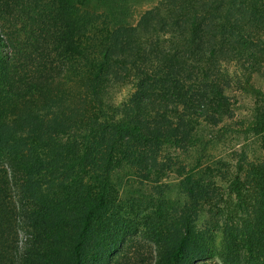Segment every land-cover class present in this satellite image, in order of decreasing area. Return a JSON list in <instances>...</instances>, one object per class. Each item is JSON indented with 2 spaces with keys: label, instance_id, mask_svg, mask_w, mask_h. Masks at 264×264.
I'll use <instances>...</instances> for the list:
<instances>
[{
  "label": "trees",
  "instance_id": "16d2710c",
  "mask_svg": "<svg viewBox=\"0 0 264 264\" xmlns=\"http://www.w3.org/2000/svg\"><path fill=\"white\" fill-rule=\"evenodd\" d=\"M134 3L0 0V264H107L122 240L129 251L121 222H105L124 168L173 163L190 209L203 206L214 175L199 169L225 140L231 79L256 97L242 127L257 151L220 174L231 207L219 258L264 264V95L251 85L264 0H160L131 25ZM177 150L191 162L159 160ZM170 228L173 239L153 231L152 264H208L190 216Z\"/></svg>",
  "mask_w": 264,
  "mask_h": 264
},
{
  "label": "rangeland",
  "instance_id": "374dc122",
  "mask_svg": "<svg viewBox=\"0 0 264 264\" xmlns=\"http://www.w3.org/2000/svg\"><path fill=\"white\" fill-rule=\"evenodd\" d=\"M159 1L136 0V3L129 7L125 22L135 25L139 16ZM223 70L231 77L236 75V70L232 66ZM229 81L226 94L229 97L232 116L225 119L222 124L227 126L225 140L208 151L207 156H210L203 160L199 169L204 171L201 178L214 175L212 188L207 191L211 197L210 200L203 206L190 209L186 198L187 193L180 182L181 177L176 175L177 165L174 166L173 163L169 165L168 162L159 161L165 166L162 169L158 167V171L151 176L136 169L120 170L116 179L117 184L114 179H110L113 180L112 183L115 185L113 189L116 190V194L113 193L115 201L106 212L105 222L113 232L120 229V221L125 239H131L132 246L127 251L122 240L118 247L120 249L110 255L107 264H113L114 259L125 251L127 255L119 264H152L156 239L153 231L167 228V236L173 239L175 231L170 228V225L181 215L190 216L191 227L194 230L193 238L208 250V257L204 262L224 264L219 258V253L226 246L225 214L231 207V198L227 197L226 178L220 174L230 168L229 164L233 165L238 160H252L257 151L254 140L244 134L242 127L244 124L245 128L250 120V110L256 97L251 94L250 88H247L248 92L240 91L234 85V80ZM251 85L254 91L264 95V71L262 74L253 76ZM122 91L115 97L116 102L123 101L128 93L126 89ZM190 155L191 158L192 155ZM163 156H169L174 162L178 159L177 164L185 165L191 162L189 157L185 153L182 154L180 150L165 151L159 160H163ZM168 165L170 167L166 168ZM176 233L180 232L176 231Z\"/></svg>",
  "mask_w": 264,
  "mask_h": 264
}]
</instances>
